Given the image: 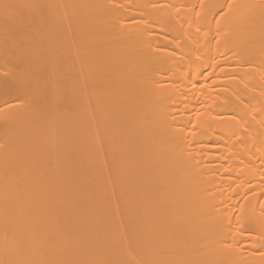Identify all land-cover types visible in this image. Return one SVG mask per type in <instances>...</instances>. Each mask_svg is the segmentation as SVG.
Returning a JSON list of instances; mask_svg holds the SVG:
<instances>
[{"label":"bare ground","instance_id":"1","mask_svg":"<svg viewBox=\"0 0 264 264\" xmlns=\"http://www.w3.org/2000/svg\"><path fill=\"white\" fill-rule=\"evenodd\" d=\"M0 264H264V0H0Z\"/></svg>","mask_w":264,"mask_h":264}]
</instances>
